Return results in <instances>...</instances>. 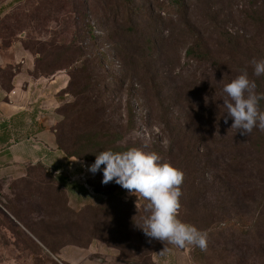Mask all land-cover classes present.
<instances>
[{
	"label": "rangeland",
	"instance_id": "1",
	"mask_svg": "<svg viewBox=\"0 0 264 264\" xmlns=\"http://www.w3.org/2000/svg\"><path fill=\"white\" fill-rule=\"evenodd\" d=\"M176 1L0 0L6 41L67 75L57 145L90 197L72 204L48 167L0 181V264H264V132L225 124L222 91L264 59V0ZM197 43L208 61L188 59ZM132 147L184 172L178 218L206 250L147 237V201L88 170Z\"/></svg>",
	"mask_w": 264,
	"mask_h": 264
},
{
	"label": "crops",
	"instance_id": "2",
	"mask_svg": "<svg viewBox=\"0 0 264 264\" xmlns=\"http://www.w3.org/2000/svg\"><path fill=\"white\" fill-rule=\"evenodd\" d=\"M67 84L65 74H38L34 54L17 37L6 42L0 31V181L7 186L31 176L30 167H48L77 204L90 198L76 179L82 169L58 148L55 134Z\"/></svg>",
	"mask_w": 264,
	"mask_h": 264
},
{
	"label": "clouds",
	"instance_id": "3",
	"mask_svg": "<svg viewBox=\"0 0 264 264\" xmlns=\"http://www.w3.org/2000/svg\"><path fill=\"white\" fill-rule=\"evenodd\" d=\"M251 63L255 76L264 75V59H253ZM255 89L256 84L249 79L246 70H242L222 89L226 97L223 107L227 113L224 122L227 124L228 118H231V129H236L241 135H250L254 128L264 132V111L259 108L264 93L258 94ZM101 166H104L102 184L114 181L129 195L147 201L144 205L146 215L140 227L147 237L181 249L191 245L206 250L207 233L178 218L181 186L185 178L182 170L162 162L156 152L137 147L122 152L101 151L88 170L95 174ZM166 250L160 254L163 255Z\"/></svg>",
	"mask_w": 264,
	"mask_h": 264
},
{
	"label": "trees",
	"instance_id": "4",
	"mask_svg": "<svg viewBox=\"0 0 264 264\" xmlns=\"http://www.w3.org/2000/svg\"><path fill=\"white\" fill-rule=\"evenodd\" d=\"M175 5H176V8L178 10H180L181 5H182V1L181 0L176 1ZM187 55H188V59L194 60V61L206 62V61H208L210 59V57H208V55L201 50V45L199 43H197L194 47H192L191 49H189ZM36 64H37V62H36ZM39 74L45 75V76H48V77H52V76H49V75L44 74L43 72H41ZM251 78L253 79V81L256 84L255 91L258 94L259 93H264V75L255 76L253 74V75H251ZM259 108H260L261 111H264V100H261L259 102ZM73 156H76L77 157V155L74 154V153L73 154H70L69 157L71 158ZM39 168L40 169H46V167H44V166H39Z\"/></svg>",
	"mask_w": 264,
	"mask_h": 264
}]
</instances>
